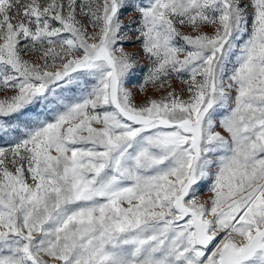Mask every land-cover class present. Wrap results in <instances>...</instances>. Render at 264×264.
Wrapping results in <instances>:
<instances>
[{"label": "snow or ice", "instance_id": "obj_1", "mask_svg": "<svg viewBox=\"0 0 264 264\" xmlns=\"http://www.w3.org/2000/svg\"><path fill=\"white\" fill-rule=\"evenodd\" d=\"M0 264H264V0H0Z\"/></svg>", "mask_w": 264, "mask_h": 264}, {"label": "rangeland", "instance_id": "obj_2", "mask_svg": "<svg viewBox=\"0 0 264 264\" xmlns=\"http://www.w3.org/2000/svg\"><path fill=\"white\" fill-rule=\"evenodd\" d=\"M136 13L131 12V10H126L123 13V19L125 23L128 22L129 19H135ZM128 51H134V52H140V45L139 43H135L132 45L127 46ZM140 71L137 72L135 79L128 85L129 88H131L137 95V102H140L141 100L145 99L144 96L140 95L136 90V85L140 81L142 75L146 73L147 67H148V60L147 58L141 53L140 59H139V65H138ZM173 86L179 91L183 85L179 81H173ZM155 94V90L149 89L148 95ZM210 193L207 191V187H203L200 192V199L201 200H207Z\"/></svg>", "mask_w": 264, "mask_h": 264}]
</instances>
